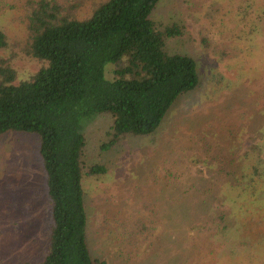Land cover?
I'll return each mask as SVG.
<instances>
[{
  "label": "rangeland",
  "instance_id": "1",
  "mask_svg": "<svg viewBox=\"0 0 264 264\" xmlns=\"http://www.w3.org/2000/svg\"><path fill=\"white\" fill-rule=\"evenodd\" d=\"M28 1L0 0L8 41L0 60L11 59L16 83L42 65L22 50ZM102 1L83 0L73 16L88 18ZM150 18L184 26L165 49L193 57L199 84L155 132L107 152L110 115L82 120L86 164L108 167L84 181L90 254L105 264H264V0H160ZM114 67L105 66L106 78ZM45 178L36 134L0 137V264L43 260ZM221 213L227 227L214 230Z\"/></svg>",
  "mask_w": 264,
  "mask_h": 264
},
{
  "label": "trees",
  "instance_id": "2",
  "mask_svg": "<svg viewBox=\"0 0 264 264\" xmlns=\"http://www.w3.org/2000/svg\"><path fill=\"white\" fill-rule=\"evenodd\" d=\"M159 1L104 0L88 18L78 19L72 12L83 0H29L22 50L42 65L16 83L11 59L0 60V137L22 131L39 140L51 208L40 264H105L87 245L84 181L105 175L108 167L86 164L82 120L110 115L100 146L107 152L130 134L155 132L176 99L199 84L193 57L165 49L166 38L181 35L184 26L160 27L150 18ZM7 47L0 30V50ZM108 63L115 65L112 79L105 75ZM218 221L212 229L225 230L223 213Z\"/></svg>",
  "mask_w": 264,
  "mask_h": 264
}]
</instances>
